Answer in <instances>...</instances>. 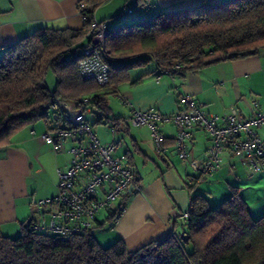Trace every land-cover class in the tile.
Here are the masks:
<instances>
[{
    "label": "trees",
    "instance_id": "trees-1",
    "mask_svg": "<svg viewBox=\"0 0 264 264\" xmlns=\"http://www.w3.org/2000/svg\"><path fill=\"white\" fill-rule=\"evenodd\" d=\"M104 1H79L84 4L78 9L83 18L79 29L40 28L3 48L0 146L7 145L26 125L40 120L46 125L47 109L55 98L76 106L86 98V106L95 113V123H107L106 95L115 92L135 66L154 61L161 71L173 75L197 66L249 57L264 49V0L203 1L189 9L160 11L108 31L102 58L110 67L109 90L101 92L103 87L81 79L77 65L79 50L91 27V15ZM176 62L185 66L174 71ZM49 72L55 80L52 89L44 82ZM97 113L102 118L98 119ZM120 120L114 118L112 123L119 126ZM229 189L230 195L217 207H212L203 195L193 196L185 225L179 231L135 250H128L120 238L103 246L94 234L105 223L111 227L117 221L128 193L115 210L106 212L104 220L96 219L92 230L68 240L34 231L31 218L16 236L3 235L0 230V264H264V215L254 218L239 189Z\"/></svg>",
    "mask_w": 264,
    "mask_h": 264
},
{
    "label": "crops",
    "instance_id": "crops-1",
    "mask_svg": "<svg viewBox=\"0 0 264 264\" xmlns=\"http://www.w3.org/2000/svg\"><path fill=\"white\" fill-rule=\"evenodd\" d=\"M79 1L0 0V55L5 46L37 29L81 28ZM203 1L214 4L222 0H109L99 5L94 14L111 30L160 11L189 9ZM128 9L131 12L125 13ZM127 76L112 94L126 96L130 105H123V112L115 116L112 109V119L125 118L133 109L148 107L172 114L183 107L176 99L179 93L194 96L196 103L209 114H221L232 107L243 117H249L256 110L264 111V49L256 55L197 66L173 75L164 73L154 61H149L130 69ZM130 128H126L129 142L118 150L130 156V166L141 190L127 194L126 206L111 227L105 223L96 229L95 237L101 245L120 238L128 250H135L151 240L177 232L185 225L182 215L193 196L203 195L212 207H217L230 195V187L239 189L254 218L264 211L262 199L253 198L250 202L246 199L248 187L244 182L257 170L249 168L229 149L221 151L222 159L216 170L210 175H201L177 158L173 125L161 127L166 143L163 153L155 151L146 126ZM45 129L42 121L26 125L7 145L0 146V230L3 235L16 236L31 218L39 219L41 210L36 202L57 193V169L67 167L69 155L65 151H54L40 138ZM257 133L264 139V126L259 127ZM209 143L206 133L196 128L189 142L190 157L201 160ZM197 179L195 188L189 190Z\"/></svg>",
    "mask_w": 264,
    "mask_h": 264
},
{
    "label": "built area",
    "instance_id": "built-area-1",
    "mask_svg": "<svg viewBox=\"0 0 264 264\" xmlns=\"http://www.w3.org/2000/svg\"><path fill=\"white\" fill-rule=\"evenodd\" d=\"M83 7V2L78 3V9ZM94 12L85 44L79 50L77 68L81 79L104 87L109 83L110 67L102 53L109 29L104 21L95 18ZM130 12V9L125 11ZM184 66L176 62L172 70L179 71ZM117 97L121 104L130 105L126 96ZM176 99L183 107L172 114H164L155 107L133 109L118 125L146 126L157 153L165 151V135L161 127L173 125L177 158L201 175H210L219 167L221 151L225 148L253 170L264 165V139L257 133V129L264 126V111L256 110L249 117H243L232 107L221 114H209L189 93H179ZM86 104V98L82 99L81 106L63 98L53 99L47 109L52 119L47 118L46 129L40 135L54 151H65L69 159L66 168L57 169L56 195L36 202L41 213L39 219L33 220L32 229L61 241L92 230L100 212L115 210L118 200L128 193L130 187L131 192L141 190L126 153L118 150L114 139L118 126L112 125L110 129L113 139L102 143L87 119L86 113H91V110ZM253 105L256 107L257 103ZM96 117L102 118V114L97 113ZM196 128L204 131L210 140L201 160L189 155V142ZM182 218L185 220L186 214Z\"/></svg>",
    "mask_w": 264,
    "mask_h": 264
},
{
    "label": "rangeland",
    "instance_id": "rangeland-1",
    "mask_svg": "<svg viewBox=\"0 0 264 264\" xmlns=\"http://www.w3.org/2000/svg\"><path fill=\"white\" fill-rule=\"evenodd\" d=\"M44 82H45V85L47 87H49V88L54 87L55 80H54V76L51 72H49L45 75ZM101 89L105 90L107 92L109 90L107 86H105ZM123 109H124L123 104L120 103L119 98L117 96L113 95L112 93H108L106 95V112L108 114V119H109L108 123L104 122L101 124H95V121H96L95 113L94 112L86 113V116H87L89 123L92 125L94 132L97 134L98 139L102 143L110 142L112 140V137H113L112 133L110 132V129H111L112 125H114V124L112 123L113 116H111L112 112H110V111L111 110L114 111L113 115L115 116V114L122 113ZM46 118L52 119L51 112L47 113ZM121 119H123V117ZM41 121L44 122L43 120H40V122ZM127 127H131V126H128L124 123L120 124L118 126V129H117L116 134L114 136L115 139L117 140V145L120 148H123L129 142L128 141V133H126ZM131 128H133V127H131ZM234 158H235L234 160H237L239 157L238 158L234 157ZM256 170H257V172L254 173L253 177L250 180H248L247 182H244V184L248 187V195L246 196L247 197L246 199L249 202L252 201L253 198L262 199V201H264V165L260 166ZM120 202H122V200H118L117 203L119 204ZM262 203H264V202H262ZM105 214H106V212H104V211L100 212L99 218H104ZM262 215H264V211L260 212V214H256L255 218L257 219V218L261 217ZM97 230L94 231V234L96 233L95 235H97ZM107 245H109V244L105 243V246H107Z\"/></svg>",
    "mask_w": 264,
    "mask_h": 264
},
{
    "label": "water",
    "instance_id": "water-1",
    "mask_svg": "<svg viewBox=\"0 0 264 264\" xmlns=\"http://www.w3.org/2000/svg\"><path fill=\"white\" fill-rule=\"evenodd\" d=\"M131 190H132V187H130L127 192L131 193ZM181 236L183 237L184 241L187 242V237L183 236V234H181Z\"/></svg>",
    "mask_w": 264,
    "mask_h": 264
}]
</instances>
